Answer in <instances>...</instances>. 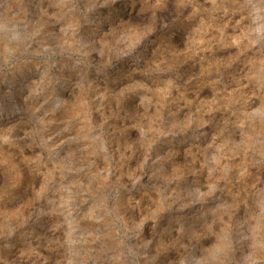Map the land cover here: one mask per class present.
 I'll list each match as a JSON object with an SVG mask.
<instances>
[{
  "label": "rangeland",
  "instance_id": "rangeland-1",
  "mask_svg": "<svg viewBox=\"0 0 264 264\" xmlns=\"http://www.w3.org/2000/svg\"><path fill=\"white\" fill-rule=\"evenodd\" d=\"M0 264H264V0H0Z\"/></svg>",
  "mask_w": 264,
  "mask_h": 264
}]
</instances>
